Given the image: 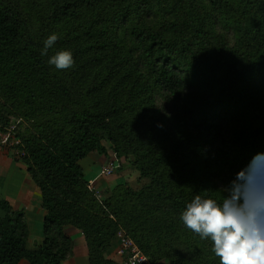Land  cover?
<instances>
[{
	"label": "trees",
	"instance_id": "16d2710c",
	"mask_svg": "<svg viewBox=\"0 0 264 264\" xmlns=\"http://www.w3.org/2000/svg\"><path fill=\"white\" fill-rule=\"evenodd\" d=\"M60 51L71 68L49 64ZM13 121L46 216L29 250L24 212L0 201V264H63L68 226L88 264H118L119 232L149 264H220L181 215L221 203L264 154V0H0V134ZM92 153L138 185L101 198L80 164Z\"/></svg>",
	"mask_w": 264,
	"mask_h": 264
},
{
	"label": "clouds",
	"instance_id": "9594fccd",
	"mask_svg": "<svg viewBox=\"0 0 264 264\" xmlns=\"http://www.w3.org/2000/svg\"><path fill=\"white\" fill-rule=\"evenodd\" d=\"M44 42L42 55L57 41ZM59 70L73 66L69 51H60L48 61ZM221 203L196 196L182 213L183 224L201 239L213 242L220 264H264V154H257L223 190Z\"/></svg>",
	"mask_w": 264,
	"mask_h": 264
},
{
	"label": "crops",
	"instance_id": "0c3cea01",
	"mask_svg": "<svg viewBox=\"0 0 264 264\" xmlns=\"http://www.w3.org/2000/svg\"><path fill=\"white\" fill-rule=\"evenodd\" d=\"M2 136L0 135V146ZM109 159L99 156L97 153L89 154L80 164L84 170L85 178L94 188L106 190L112 180L107 179L103 173L104 166ZM115 187V186H114ZM7 201L15 210H22L25 214L29 237L27 248L35 250L43 241V223L46 213L41 207V193L26 171L25 165L15 162L7 151L0 147V201ZM64 232L74 242L73 255L63 264H88L87 248L83 235L76 229L68 226ZM107 259L118 264L122 259L118 254V248L113 249L107 255ZM19 264H28L23 260Z\"/></svg>",
	"mask_w": 264,
	"mask_h": 264
},
{
	"label": "rangeland",
	"instance_id": "374dc122",
	"mask_svg": "<svg viewBox=\"0 0 264 264\" xmlns=\"http://www.w3.org/2000/svg\"><path fill=\"white\" fill-rule=\"evenodd\" d=\"M18 129V122L17 121H13L12 125L9 129L8 134L3 135L0 134L2 136V141H1V149L7 151V153L10 154V157L15 161V162H19L18 158L16 156V148L15 147H11L13 140L10 138V135L12 133V131H16ZM15 133V132H14ZM13 133V134H14ZM114 160V158H110L109 161ZM21 165H23L21 163ZM137 172L134 171V169L129 166V164L123 165L122 170H119V168H116V170L114 171V173L111 176H105L107 177V179H111L112 182L109 186L108 189L101 191L102 189H96L93 186V182L91 181L90 186L91 188L98 192V194L101 196V198H103L110 190H112L114 188V186L120 185V184H130L136 186L137 184ZM118 236V235H117ZM117 248L120 249V243H118ZM162 264H168L167 262H164Z\"/></svg>",
	"mask_w": 264,
	"mask_h": 264
},
{
	"label": "built area",
	"instance_id": "2783aa9c",
	"mask_svg": "<svg viewBox=\"0 0 264 264\" xmlns=\"http://www.w3.org/2000/svg\"><path fill=\"white\" fill-rule=\"evenodd\" d=\"M19 146H20V141L13 140L11 147L16 148L17 158L23 156V153L20 150H18ZM115 170H116V162L115 160H111L108 161V163L104 166L103 173L105 176H111ZM117 237L120 243V249H118V254L122 259V264H149L147 258L141 253L139 248L130 238H128L122 232H119Z\"/></svg>",
	"mask_w": 264,
	"mask_h": 264
}]
</instances>
